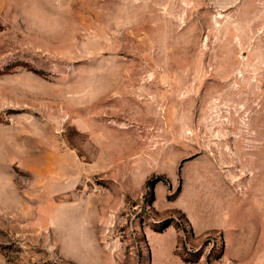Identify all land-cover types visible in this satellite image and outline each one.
<instances>
[{
	"label": "rangeland",
	"instance_id": "374dc122",
	"mask_svg": "<svg viewBox=\"0 0 264 264\" xmlns=\"http://www.w3.org/2000/svg\"><path fill=\"white\" fill-rule=\"evenodd\" d=\"M180 260L264 264V0H0V264Z\"/></svg>",
	"mask_w": 264,
	"mask_h": 264
},
{
	"label": "crops",
	"instance_id": "0c3cea01",
	"mask_svg": "<svg viewBox=\"0 0 264 264\" xmlns=\"http://www.w3.org/2000/svg\"><path fill=\"white\" fill-rule=\"evenodd\" d=\"M196 198H193L192 197V204L191 206H194V209H195V212L197 214V218L200 219L198 221V225H197V222H195L193 219H192V216H191V211L184 207V210L187 214V216L189 217L190 221L192 222L194 228L197 230V231H200L202 230L203 228L207 227L209 224H210V213L208 211V209L204 208L203 204L200 205L199 203L196 202ZM181 261V260H180ZM182 264H185L184 262L181 261Z\"/></svg>",
	"mask_w": 264,
	"mask_h": 264
}]
</instances>
